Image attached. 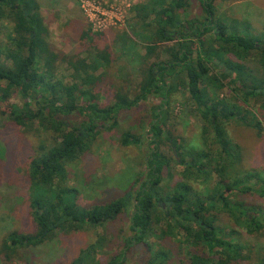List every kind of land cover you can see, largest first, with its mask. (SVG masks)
I'll list each match as a JSON object with an SVG mask.
<instances>
[{
  "label": "trees",
  "instance_id": "16d2710c",
  "mask_svg": "<svg viewBox=\"0 0 264 264\" xmlns=\"http://www.w3.org/2000/svg\"><path fill=\"white\" fill-rule=\"evenodd\" d=\"M196 1L200 14L189 17L186 13L189 0H165L162 4L145 0L131 6L133 20L151 43H147L145 54L133 55L134 60L147 66L146 82L135 90L128 85L120 86L112 77L105 85L112 91V99L99 105L92 100L93 91L103 84L100 67L110 63L108 54L95 48L93 52L86 51V56L78 61H70L69 69L77 76L74 82H69L64 74L48 65L50 32L39 0H0V23L4 19L10 23L4 34L5 42L0 38V107L5 128L15 125L34 131L38 123L51 137L50 143L43 147L32 145L25 151V169L18 179L29 191L27 199L20 193L9 198L13 211L20 213L22 224L3 234L0 261L3 255L15 256L22 263L32 264L26 254L33 247L49 243L54 247L66 246L63 241L66 236L74 237L79 231L98 226L110 227L111 231L112 224L125 218L128 232L115 235L119 250L101 254V264H129V255L136 249L143 251L139 264H264V248L251 255L244 254L234 237L241 229L253 233L264 225L263 209L259 212L235 199L257 182L263 187L254 189L262 196L264 168L239 171L238 148L224 139V125L230 120L260 130L261 120L251 122L245 115L252 114L251 109L257 104L264 123V36L230 26L222 19L224 15L217 12L219 0ZM126 39L131 37L126 35ZM158 45L161 49L151 61L150 52ZM226 83L239 97L237 103L226 105L219 97V90ZM175 87L184 90L185 103L192 106L185 115L193 114L203 122L201 149L186 146L184 139L164 129ZM14 95L19 97L18 102H7ZM149 98L158 102L152 103L150 99L143 110L142 118L146 121L145 126L142 122L140 126L145 130L148 153L142 159L145 171L132 184L137 188L131 194L109 197L102 203H89L87 199L83 202L84 190L69 182L75 180L76 173L79 175L80 162L82 168L92 163L86 162L87 156L94 161L99 159L100 154L92 151L93 140L119 126L122 113L136 111ZM166 142L173 154L162 148ZM120 144L141 145L142 138L127 130L121 134ZM9 145L1 149L8 150ZM181 146L185 150L179 154ZM172 164L185 166L188 175L174 176L167 187L170 193L163 194L160 183L165 171L170 174ZM211 172L216 180L208 185ZM191 175L194 179L204 176V190L193 187L189 182ZM251 179L256 182L249 185ZM92 182L82 183L90 187ZM250 208L255 213L251 214ZM154 210L180 224L185 242L166 238L154 244L150 241L154 235ZM222 211L234 223L230 224V230L213 224ZM105 238L106 235L97 234L85 252L72 257L69 264H82L88 257L94 259L97 252H102ZM186 247L191 251L187 250V257H181Z\"/></svg>",
  "mask_w": 264,
  "mask_h": 264
},
{
  "label": "rangeland",
  "instance_id": "374dc122",
  "mask_svg": "<svg viewBox=\"0 0 264 264\" xmlns=\"http://www.w3.org/2000/svg\"><path fill=\"white\" fill-rule=\"evenodd\" d=\"M144 1L85 0L86 3L83 4L81 0H39L44 21L48 25L50 32L47 45L50 49L51 60L48 61L50 63L48 65L64 74L69 82H74L77 73L69 69V62L78 61L83 56H86V51L93 52L96 48L108 54L110 63L106 67H100V72L104 73V81L102 85L100 84L101 87L99 89L95 92L93 91L92 100L99 105L110 102L113 93L105 85L112 81V77H114L113 82H118L120 86L125 88L128 85L136 90L139 85L146 82L145 72L147 66L142 64L143 62L134 60L133 55L135 54L134 52L145 54L147 45L151 43L145 40L139 23L133 20L131 6ZM154 2L162 4L165 0H154ZM216 9L218 14L222 13L224 15L222 19L230 26H236L242 30L248 29L246 33H252L254 36L258 35L257 37L264 36V0H219L216 4ZM186 13L188 17L200 14L196 0H189ZM9 26L10 23L6 19L0 23V38L4 42V34L9 30ZM126 35L130 36L133 42L130 39L127 40ZM162 46H165V44ZM158 49H161L159 45L153 53L150 52L151 61L155 60L156 53H159ZM196 53L194 52V56H196ZM120 67L121 69H119ZM118 69L119 72L117 74ZM230 89L231 85L226 83L219 90V97L225 101L226 105L239 101V97H236ZM150 99L141 104L136 111L122 113L119 118V126L117 125L108 132L102 133L101 137L96 136L93 140L92 151L100 154L99 159L94 161L91 156H87L88 161L86 162L90 160L92 163L82 168L80 162L78 166L80 171L77 170L79 175L76 173L75 180L69 182V184H75L78 188L84 190L81 194L83 202L87 199L89 203H102L109 197L131 194L132 189L137 188L132 184L134 179L139 175L141 176V173L145 171L142 159L148 153V147L145 144L147 142L145 140V130L140 126V123L142 122V126H145L144 122L146 119L142 118L143 110ZM186 99L187 95L183 89L178 87L173 89V96L168 108V119L164 129L173 136L184 139L186 146H197V148H200L203 147L204 139L203 122L193 117V114L185 115L192 107L191 104L185 103ZM18 100L19 97L14 95L7 102H18ZM157 100L151 99L150 102L157 103ZM251 104H253L252 100ZM258 108L260 107L257 104L251 109L252 114L245 113V115L251 122H256V120L260 119L262 126L260 130L249 124L238 123L235 119L224 125L226 130L224 139L228 145L238 148L240 159L236 163V167L242 172H251L255 169L264 168V123L259 116ZM4 118L3 108L0 107V151H3L1 149L2 146L4 147L10 143L9 149L3 151L0 155V244L5 232L13 230L22 224L20 213L16 209L13 211L9 198L20 193L18 195H23L27 199L29 191L24 182L18 179V176H21L25 169L27 155L25 151L29 150L32 145L43 147V145L51 141L50 134L44 132L38 123L34 126V131H28L15 125L5 128ZM127 130H131L133 135L140 134L142 144H120L121 134ZM22 142H24L23 145ZM162 148L169 155L173 154L174 150L171 149L170 143L166 142ZM184 150V146H181L178 149L179 154L184 152ZM1 162H5V164L3 165ZM185 168L181 164H172L170 174L165 171L163 181L160 183V190L163 194L170 193L167 187L173 183L174 176L185 177L188 175V170H185ZM92 175H94L93 178ZM203 177L200 176L194 179L193 175H191L189 176V182L196 189L204 190L206 184H204ZM9 178L13 179L9 180ZM92 180L93 184L90 187H85L82 183ZM215 180L216 175L211 172L208 185H211ZM252 182L256 181L251 179L249 185ZM259 186H261V183L257 182L251 189L237 194L238 198L235 197V199L241 200L246 206L255 207L259 212H261L259 209L264 211V193L261 196L254 189ZM261 188L259 189L261 190ZM255 209L250 208L251 214L255 213ZM153 212L155 227L154 235L150 236V241L153 244L159 243L164 238L185 242L183 230L178 222L164 218V215L159 214L158 210ZM158 214L161 216L160 219ZM128 224V220L120 218L119 222L111 225V231L110 227L107 228L106 226L90 227L87 230L77 232L74 237L73 235L66 236L64 238L66 240H63L66 242V246L64 244L63 246L54 247L52 243H49L33 247L31 251H27L26 256L27 259L31 257L32 264H69L72 257H77L82 251L85 252L87 244L94 240L97 234H101L106 235L105 239H107L104 241L102 252H97L94 259L88 257L82 262V264H101V254H108L114 249L119 250V239L115 235L118 232L119 234L127 233ZM213 224L218 228H227V230H230V224L234 225L232 219L225 211L215 217ZM108 231L111 232L112 237L107 234ZM234 237L240 244L244 254L251 255L259 252L264 248V225L253 233H247L244 229H241V233L235 234ZM143 249L141 247V250ZM187 250L190 252L191 248L186 247L185 252L182 250L180 256L187 257ZM141 252L143 254V251L134 250L129 255L130 260L128 263L139 264ZM14 257H5L3 255V260L0 261V264H25L19 261L18 257Z\"/></svg>",
  "mask_w": 264,
  "mask_h": 264
},
{
  "label": "built area",
  "instance_id": "2783aa9c",
  "mask_svg": "<svg viewBox=\"0 0 264 264\" xmlns=\"http://www.w3.org/2000/svg\"><path fill=\"white\" fill-rule=\"evenodd\" d=\"M81 2H82L83 4L86 3L85 0H81Z\"/></svg>",
  "mask_w": 264,
  "mask_h": 264
}]
</instances>
